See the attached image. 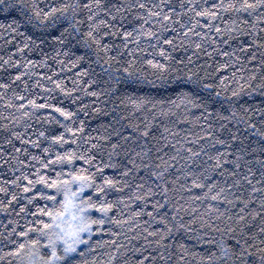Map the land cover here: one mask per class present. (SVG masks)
Masks as SVG:
<instances>
[{
  "label": "trees",
  "instance_id": "obj_1",
  "mask_svg": "<svg viewBox=\"0 0 264 264\" xmlns=\"http://www.w3.org/2000/svg\"><path fill=\"white\" fill-rule=\"evenodd\" d=\"M36 2L47 12L46 6L69 0ZM159 2L105 0L125 7L116 13V20L104 12L96 17L118 26L117 30L101 25L96 35L106 30L117 34L104 36L99 45L86 36L87 25L93 23L87 19V9L77 12L75 20L71 11L57 12L43 23V17L29 21L15 11L0 12V23L5 25L0 27V188L4 189L0 191V264H30L33 257L39 264L29 241L40 238L46 245V238L35 228L41 218L50 221L37 207H52V203L37 192L54 190L39 183L25 191L29 185L25 177L35 181L39 172L55 179L62 166L43 168L41 159L47 162L69 149H78L77 159L64 167L65 174L72 167L86 168L97 174V182L104 177L115 182L105 188L114 205L111 222H105L104 232L93 233L95 252L88 257L90 264H222L207 257L210 253L220 257L222 241L233 243L224 231L227 225L237 226L238 232L244 224L250 232L264 227V47H246L253 37L239 33L231 38L214 32L185 37L179 24L175 31L172 26L157 31L164 39L173 37L172 45L150 36H142L138 44L130 37L132 42L127 43L123 30L139 29L148 8ZM166 2L180 11L181 0ZM137 3L146 7H133ZM191 15L183 16L185 23ZM13 17L21 21L12 26L15 32L6 27ZM231 19L237 20L234 15ZM74 23L79 24L75 30ZM144 27L156 31L160 26L149 21ZM61 33L67 40L56 39ZM259 36L264 38V31ZM161 48L166 50L163 55ZM180 92L193 93L195 105L177 100ZM129 96L152 103L133 105ZM52 105L74 115L66 118ZM81 123L83 130L72 139L67 129H79ZM60 134L65 142L51 139ZM81 155L92 159L86 162L78 158ZM253 187L259 191L253 192ZM217 193L220 198L213 200ZM84 194L93 199L99 195L94 189H85ZM93 214L100 215L95 210ZM240 215L245 221L238 225ZM178 224L185 227L179 231L173 227L172 234L161 240L169 226ZM20 244L25 248L18 256L13 250ZM255 244L264 247L258 239ZM35 247L46 254V247Z\"/></svg>",
  "mask_w": 264,
  "mask_h": 264
},
{
  "label": "snow or ice",
  "instance_id": "obj_2",
  "mask_svg": "<svg viewBox=\"0 0 264 264\" xmlns=\"http://www.w3.org/2000/svg\"><path fill=\"white\" fill-rule=\"evenodd\" d=\"M46 7L49 8V11L47 12H45L43 8H40L36 0H31V3H29L28 0H0V12L10 13L15 11L19 16L29 21L31 18L40 20L41 17H43L41 23L57 12L66 14L71 11L72 19L75 20L77 12L82 9H87V19L93 21V23L87 25L88 31L86 36L98 45L101 43L104 36L117 34V31H112L110 33L106 30L99 36L96 35L95 33L101 25H107L108 29L117 30L118 26L109 23V20L105 18H101L97 21L96 17L100 12H104L112 20H116V13H119L125 6H117L115 4L108 5L105 3V0H83V2L82 0H75V2L69 0L68 3ZM133 7L144 9L146 5L144 3H137L133 5ZM165 8L168 9L167 12L164 11ZM153 9L156 10L153 11ZM179 9L180 11L177 12L176 8L173 7L170 2H166V0H160L158 4H153L148 8L147 16L143 18L139 29L133 28L131 31L126 29L123 30L125 41L131 43L132 40L129 39L131 37L135 39L138 44L142 36H150L155 37L157 41L163 39L165 44L172 45L173 37L164 39L163 35L157 36V31H167L169 26H172L173 31H175V26L179 24L180 28L183 30L182 34L185 37H187L189 33L206 37L214 32L221 36L228 35L229 38H231L233 33H239L240 35H250L253 37V43L246 44V47H253L254 45L264 47V38L259 36V33L264 31V0H186V2L185 0H181ZM29 12L32 13L31 17L28 16ZM187 13H191L192 15L189 17L188 22L185 23L183 16ZM244 14H247V18H245ZM225 15L229 16V20L224 19ZM233 15L239 21V25L237 24V20L231 19ZM123 18L124 17H120V19ZM149 21H152L154 24L158 23L160 27L156 31L151 28L145 29L144 26L147 25ZM216 21H219V23H215ZM20 23V20L13 17L6 27L15 32L17 29L12 26H19ZM221 25H223V27ZM246 26L251 27L252 31H247ZM0 27H5V25L0 23ZM71 27L75 30L79 27V24L74 23ZM197 27L207 28L209 31L207 33L198 32L196 31ZM134 32L136 33L135 37H133ZM27 39L31 40L32 37L29 36ZM56 39L64 41L67 40V37L61 33V36ZM224 42L227 43V41ZM127 43L125 46H127ZM200 46V44L196 45L197 48ZM25 47H27V45H25ZM104 48L107 50L108 45H105ZM19 50L22 51V49ZM165 51V49L161 48V55H163ZM223 54L228 55L227 52ZM20 63V61H16L17 65ZM32 63L33 61H28V65ZM149 63L155 64L156 62L149 61ZM28 65H25V67ZM156 66L159 67L161 65L157 64ZM164 67H166V65H164ZM224 67H227V65H224ZM124 71L127 72L128 68H124ZM23 74L24 73H19V75ZM19 75L17 78H19ZM129 75H131V73H129ZM5 87H7V85H5ZM205 87H211V85H205ZM261 87H264V85H261ZM217 95H219V93H217ZM233 95H238V93L233 92ZM21 99H23V97H21ZM127 99L130 103L137 106L143 103H152L149 99H132L131 96L127 97ZM196 99L197 97L190 92H180L177 94V100L181 103L186 101L187 104L195 105ZM28 103L35 105L34 100H29ZM171 104L176 105V100L171 101ZM35 106L43 107V105ZM153 106H155V104H153ZM21 107H23V105H21ZM52 107H55L56 111L66 118H71L74 115L70 110L55 105H52ZM67 130L73 133L72 139H75V132L83 130V123H81L79 129L70 128ZM144 134L147 135V131H145ZM40 135L43 136L44 133L41 132ZM51 139L62 143L65 142V136L63 134L53 136ZM45 151L47 152L49 149L46 148ZM77 151L78 149H69L64 153L57 152L55 156L47 162H45L44 159H41V166L43 168H48L53 164L62 166L61 172L56 175L55 179L47 176V174L41 175L39 172L36 174L35 181L29 179L27 176L25 177V179H28L29 181V185L25 186V191L29 190V186L34 187L35 184L39 183L54 190L51 194L45 191L37 192V195L43 196L44 199L49 200L52 203V207H48L47 205L43 208L39 206L37 207V211L42 216L48 217V220L50 221L48 222L41 218L36 222L37 226L35 231L42 237L46 238V245L41 244L40 238L29 241V243L34 246L33 252L39 256V264H90L88 257L95 252L93 244L91 243L92 235L94 232H104L105 222H111L109 213L114 205L108 201L105 188L114 187L115 182L110 177H104L100 182H97V174L86 168L77 169L72 167L69 168L65 174L64 167L73 164L77 159ZM78 158L86 160V162H90L92 159L91 157H85L84 155H81ZM33 159H36V157H33ZM96 167L99 171V166L97 165ZM192 183L196 184V181L194 180ZM198 187H205V185L200 184ZM85 189H94V192L99 195L93 199L92 195L86 196L84 194ZM0 191H4V189L0 188ZM209 191H211V188H209ZM252 191H259V189L253 187ZM58 196H62L63 198L58 201ZM218 198H220L219 193L212 197L213 200ZM12 199L15 200L16 197L13 195ZM243 203L244 207H247L251 201L249 200ZM157 206H160L158 202ZM244 207L241 208V212L244 211ZM93 210L100 215H94ZM261 210L264 211V203L261 205ZM256 215H259V213H256ZM228 220L231 221L232 217H228ZM236 220L239 225L240 222L245 221V217L240 215L237 216ZM116 223H119V221H116ZM164 223L167 225L168 221L165 220ZM40 225H42V227H40ZM173 227L176 228V231H179V229L185 227V225L178 224L177 226H169L165 235L161 237V240H163L165 236L172 234ZM188 230L191 231V229ZM217 231H220V229H217ZM224 231L231 234L233 243L227 244L222 241L224 246L218 249L220 257L217 258L215 253H210L207 257L208 260L215 262L217 259H220L222 264H227V261H232L233 264H264V247L256 248L255 244V241L258 239L259 243L264 245V227H260L258 232H250L246 224H244V226L239 228L238 232L237 226L227 225ZM20 235H27V232H21ZM249 236L251 239H249ZM96 243H99V241ZM37 245L46 247V254L41 255L40 249L35 247ZM180 247L182 250H186L187 248L184 244H181ZM24 248L25 245L20 244L18 248L13 250L14 254L19 256L21 250ZM253 249H255V251ZM257 253H259V255H257ZM9 254L11 255L13 253ZM183 258L184 257L181 256L182 260ZM202 258L203 257H201V259ZM145 259H147V257H145ZM30 264H36L35 257L30 261ZM140 264H143V261H140Z\"/></svg>",
  "mask_w": 264,
  "mask_h": 264
}]
</instances>
